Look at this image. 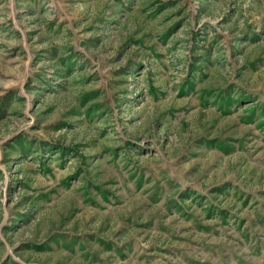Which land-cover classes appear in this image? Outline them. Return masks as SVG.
I'll return each mask as SVG.
<instances>
[{
    "label": "rangeland",
    "instance_id": "rangeland-1",
    "mask_svg": "<svg viewBox=\"0 0 264 264\" xmlns=\"http://www.w3.org/2000/svg\"><path fill=\"white\" fill-rule=\"evenodd\" d=\"M0 264H264V0H0Z\"/></svg>",
    "mask_w": 264,
    "mask_h": 264
}]
</instances>
